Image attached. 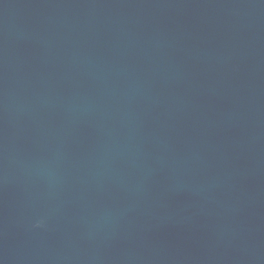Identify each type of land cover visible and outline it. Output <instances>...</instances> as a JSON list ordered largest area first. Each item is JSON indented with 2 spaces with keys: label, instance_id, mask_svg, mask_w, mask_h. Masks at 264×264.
I'll use <instances>...</instances> for the list:
<instances>
[{
  "label": "water",
  "instance_id": "obj_1",
  "mask_svg": "<svg viewBox=\"0 0 264 264\" xmlns=\"http://www.w3.org/2000/svg\"><path fill=\"white\" fill-rule=\"evenodd\" d=\"M0 264H264V0H0Z\"/></svg>",
  "mask_w": 264,
  "mask_h": 264
}]
</instances>
